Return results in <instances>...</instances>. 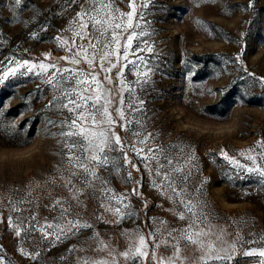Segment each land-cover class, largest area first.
Returning a JSON list of instances; mask_svg holds the SVG:
<instances>
[{
  "label": "rangeland",
  "instance_id": "1",
  "mask_svg": "<svg viewBox=\"0 0 264 264\" xmlns=\"http://www.w3.org/2000/svg\"><path fill=\"white\" fill-rule=\"evenodd\" d=\"M101 4L110 5L102 15L107 17L111 11L112 23L106 24L107 31L98 37L108 47L96 54L92 64L99 73L97 80L110 90L104 93L105 98L113 101L107 107L114 123L109 125L103 115L100 120L103 128L110 129L107 135L115 150L108 151V164L97 169V174L111 193L128 194L125 203L132 215L120 219L106 211L109 200L99 182L94 188L82 189V195L77 193L80 203L73 198L74 190L66 186L72 179L80 187L71 175L80 170L70 168L68 148L76 140H83L86 146L87 140L79 129L69 127L76 116L63 105L83 92L87 86L84 73L94 70L82 57L80 63L72 62L79 50L72 40L87 47L91 39L75 37L80 31L76 13L82 7L70 5L69 0H22L19 7L14 0H0V64L4 69L16 67L12 61L37 65L31 72L25 67L21 71L26 74L0 82V257L4 264L111 261L107 248L98 250L100 242L111 245L115 255L138 243L137 232L147 238L155 231L163 241L166 233L161 235L164 225L159 221L176 228L185 225L175 215L185 211L184 207L177 205L178 198L169 199L174 196L169 189L161 190L167 181L153 170L161 162L167 170L165 156L178 161L185 173L191 172L186 195L199 199L211 224L224 230L226 241L236 242V258L231 264H258L264 260L258 253H239L264 250V178L236 168L221 150L249 166L248 156L257 157L258 162L264 156V146L257 147L258 141L264 145V0H97V7ZM133 11L131 23L139 27L127 28V13ZM115 24L121 28L115 29ZM114 31L120 33L118 44L112 41ZM132 32L136 35L125 58L126 37ZM106 51L113 53L104 61L110 72L100 71L99 56ZM93 55L89 49V59ZM40 63H55L56 67L43 73ZM61 68L72 72H58ZM53 72L57 75L50 84L48 75ZM117 107L123 118L115 111ZM87 126L91 127L90 121ZM61 131L77 135L61 136ZM149 133L152 136L146 143H139ZM115 136L122 145L115 144ZM133 145L144 148L150 159L138 156ZM158 147L165 152L152 158L147 149ZM253 148L255 151H247ZM72 151L79 153L80 146ZM124 153L131 163H126ZM154 181L159 186H154ZM134 188L139 195L132 194ZM57 198H63L64 206L70 205L82 223L93 227L57 240L56 226L67 225L60 216L61 206L55 205L53 210ZM46 224L53 228H43ZM45 231L51 234L46 237ZM153 247L147 249V258L135 262L116 255V264H157L151 256ZM173 251L162 243L155 248L157 259L167 258ZM188 254L201 253L189 249ZM207 264L221 262L208 260Z\"/></svg>",
  "mask_w": 264,
  "mask_h": 264
},
{
  "label": "snow or ice",
  "instance_id": "2",
  "mask_svg": "<svg viewBox=\"0 0 264 264\" xmlns=\"http://www.w3.org/2000/svg\"><path fill=\"white\" fill-rule=\"evenodd\" d=\"M22 3V0H14V5L19 7ZM90 3L91 7H83L85 4ZM69 4H78L82 7L81 12L76 13V17L79 20L78 27L80 31L75 33V37L79 40H85L88 37L87 47L84 45H77L76 39L72 40V45L77 47L79 50L73 54V63H80L79 58H83L86 60L94 69L92 72L84 73L86 76V81L84 82L87 86L83 89L82 93L76 94L75 98L69 99L68 103L64 104L63 107L68 109L70 113H74L76 118L72 119L70 122L69 127L73 129H79L81 133L85 134L83 139L87 140V145L85 146L83 140H76L72 141L67 152V158L70 165V168H77L79 172H71L72 177H75L77 182L79 183L80 187L77 188L73 183L72 179L67 181V185L69 186L70 191L74 190V199L77 200V203H80L79 193L80 195L83 194L82 189L85 187L94 188L95 183L99 182L101 185V190L106 194L107 199L109 200V204L106 208V211H112L115 215L123 219L125 216H131L132 213L127 211L128 204L125 203L127 200L128 194H121L117 195L115 193H111L109 189L104 187L105 181L101 180V177L97 174V169L103 168L108 164V151H114L110 144L108 133L110 129L103 128L104 121L100 120V116L103 115L107 120L109 125L113 124L114 121L111 119V113L108 111V104H111L113 101L110 98H105L104 93L109 92V89L103 87L102 82L97 80V76L99 75L98 72L95 71V65L92 64V60L96 58V54H98L102 48L108 47L106 44H101L99 40V36H103L107 29L105 28L106 24L111 25L112 17L111 11L107 14V17L102 15L105 8H110L108 4H101L97 7V0H69ZM131 3L129 7H131ZM251 3H249V7H251ZM143 7V6H142ZM134 14L133 12L127 13L129 17V23L127 28L139 27V24L133 25L131 23V18ZM87 16V21L84 20V17ZM115 29H120L121 24H115ZM127 29H125L126 31ZM120 33L113 32L112 34V41L114 43H119L118 36ZM136 35L135 32H132L126 37L127 43L125 44L124 48V57L127 58L128 52L127 49L131 47L132 40ZM92 40H96V43H92ZM65 44L68 42L65 41ZM138 47V46H137ZM89 49L93 52L92 59L88 57ZM71 50V49H69ZM143 51V49H139ZM152 49L149 47L148 51ZM113 53L111 51H106L103 55L99 56V60L101 61L100 64V71L102 72H110L111 68L104 67V61L108 60V58ZM61 59H67L66 57H61ZM142 59V58H140ZM12 63L16 64V67H9L7 69L3 68V65L0 64V71H2V76H0V82L9 76H16L18 74L24 75L25 72L21 71L27 67V71L31 72L34 68L37 67L35 64H31L29 61L25 60L22 63L20 61H12ZM112 67H116L115 64L111 65ZM41 72L46 73L49 67L55 68V63L50 65H45L44 63H40L38 65ZM58 72H67L71 73V69L61 68L58 69ZM57 75V72L50 73L48 75V82L51 84L52 78ZM117 75H120L118 72ZM75 79V76L70 77ZM104 79L111 83V78L107 75L104 76ZM95 85V87H93ZM87 93H95V95L87 94ZM55 99V97H54ZM104 100V104L101 105L100 101ZM91 102V103H90ZM120 103L123 104L124 100L121 97ZM142 105L144 103L143 100L139 101ZM99 105V107H98ZM71 106V107H70ZM103 107V113L100 112V108ZM80 110V111H77ZM135 110V109H133ZM115 111L123 118L124 114L123 111L117 107ZM89 121L91 122V127H88ZM51 123V122H50ZM129 123H131L129 121ZM91 134L89 136L88 134ZM61 136H76L77 132L69 131L67 133L61 131L58 133ZM56 135V133H54ZM112 135H115L112 133ZM135 135L139 136L140 133H135ZM152 136L149 133L143 139L139 140V143L144 144L146 141ZM94 139H99L100 143H93ZM68 144V141H65ZM115 144L122 145L123 142L121 141L119 136H115ZM77 145L80 146V152L74 153L72 149ZM264 145L261 142H257V147H262ZM102 153V155L97 154V151ZM132 150L136 151V154L139 156L144 154L145 159H150L145 153L144 148H136V145L132 146ZM224 158L229 161L230 164L235 165L236 168L241 170H246L248 173H255L258 174L261 178H264V156L258 158L255 156H248L247 159L251 161V165H246L240 163V161L230 158L224 150H221ZM247 151L252 152L255 149H248ZM147 152L153 154L152 158H155L157 152H165L163 147L158 148H148ZM84 153H88L85 155ZM124 158L126 163H131L129 156L127 153H124ZM75 159L76 163L73 164L72 161ZM166 164L169 166L167 170L165 169L164 163H159L158 166L154 167V171L156 172L157 176L163 175L164 180L167 181L166 184L162 186L163 188H167L174 194V196H170L169 199L178 198L176 201L177 205H182L185 211L180 212L178 211L175 213L177 218L181 221H185V225L181 228L172 227L168 224L167 221H159L160 224L164 225V232L161 235L166 233V238L161 241L160 236L156 235L155 231H150L147 234V238L145 235L140 234L139 232L135 233L134 235L138 237V243L134 242L130 245L129 249L125 252L113 254L114 250L112 249L111 245L107 244L106 242L101 241L100 247L98 250L103 251L105 248L108 249V255L112 257L111 261L109 260H88L85 259L83 264H116V255L124 257L126 260L131 259L134 262L139 260L140 258H147L149 256V251L147 250L151 245H154L151 256L153 259L157 260V264H207L208 260L219 261L221 264H231L236 258V242L235 241H226L225 232L223 229H218L215 225H212L210 222V217L206 215L202 211V206L199 203V199L196 201L189 195H186L185 192V185L191 175V172H184L183 167L179 165V162L173 159H168L165 156ZM133 168H136L135 164H132ZM139 170V169H137ZM131 176V173H129ZM89 177H92L90 180ZM139 183V181H137ZM261 183L264 184V179L261 180ZM154 186L157 185V182L154 181ZM199 191V190H197ZM132 194L139 195L137 189L132 190ZM115 201L116 203L113 205L111 202ZM63 198H57L54 204L52 205L53 210H55V205L61 206L60 216L63 219L67 220L66 226L57 225L56 227L59 228V233L56 234V239L60 240L61 235L64 238H67L68 235H74L77 231L81 228H88L91 229L93 226L88 224L87 222H81V218L79 217L78 213H74L72 211L71 206L68 207L64 206ZM101 207H105L103 204L100 205ZM74 217V219H73ZM11 217L8 218L11 221ZM32 220H35L36 217L32 216ZM105 223L108 221L105 220ZM119 223V220L116 221ZM48 230L53 228L52 224H46L42 226ZM158 231V229H157ZM21 233L19 230L16 231V235L19 236ZM51 234L50 231H45L44 235L47 237ZM98 236V234H97ZM161 243L164 246H171L173 247L174 251L171 256L165 258L164 256H160L158 259L156 257L155 248L160 247ZM75 247V246H73ZM191 249L192 252H199L201 253L199 256L189 255L188 251ZM71 250V249H70ZM94 251L97 249H93ZM259 254V256L264 257V250L258 249H249L243 252H240V255L244 256H251L255 254ZM0 264H4V257H0ZM258 264H264V260L259 261Z\"/></svg>",
  "mask_w": 264,
  "mask_h": 264
}]
</instances>
